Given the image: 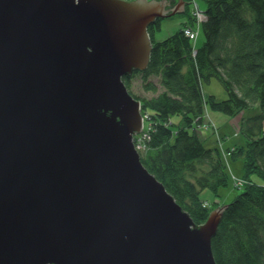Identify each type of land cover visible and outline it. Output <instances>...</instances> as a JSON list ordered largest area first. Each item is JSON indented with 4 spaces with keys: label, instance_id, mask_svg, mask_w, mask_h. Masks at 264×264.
Listing matches in <instances>:
<instances>
[{
    "label": "water",
    "instance_id": "water-1",
    "mask_svg": "<svg viewBox=\"0 0 264 264\" xmlns=\"http://www.w3.org/2000/svg\"><path fill=\"white\" fill-rule=\"evenodd\" d=\"M0 0V264H217L142 163L148 28L179 0Z\"/></svg>",
    "mask_w": 264,
    "mask_h": 264
},
{
    "label": "trees",
    "instance_id": "trees-1",
    "mask_svg": "<svg viewBox=\"0 0 264 264\" xmlns=\"http://www.w3.org/2000/svg\"><path fill=\"white\" fill-rule=\"evenodd\" d=\"M204 3L202 45L195 46L184 32L196 26L187 7L188 20L165 39H155L161 19L149 27L153 48L148 67L123 77L149 122L146 149L139 153L196 224L228 204L212 240L217 264H264V0ZM134 76L141 77L143 90L152 95L133 92ZM212 78L221 82L227 98L205 94L204 84ZM257 106L258 112L242 118L244 141L228 148L233 159H242L245 182L228 203L204 198L205 189L216 195L230 178L219 148L207 147L200 136L206 108L235 114Z\"/></svg>",
    "mask_w": 264,
    "mask_h": 264
},
{
    "label": "rangeland",
    "instance_id": "rangeland-1",
    "mask_svg": "<svg viewBox=\"0 0 264 264\" xmlns=\"http://www.w3.org/2000/svg\"><path fill=\"white\" fill-rule=\"evenodd\" d=\"M179 0L173 2V4L177 3ZM186 1L185 9L193 10V3H189V0ZM191 1V0H190ZM200 7L204 8V0H198ZM189 18V14L185 10V12L177 13L170 17H166L161 19V28L156 30L155 39L162 40L166 37L174 34L176 31L180 29L183 22L187 21ZM155 25V24H154ZM186 29H190L186 28ZM149 30V28H148ZM149 32V31H148ZM150 35V33H149ZM198 37L196 40H192L193 44L196 46L202 45L204 41V34L201 29L200 33L196 36ZM151 38V36H150ZM152 42V39H151ZM133 92L138 96H150L151 92H147L143 90L141 77L134 76L132 79ZM205 94H213L217 97L218 100H223L227 98V91L221 84V82L212 78L209 83L204 84ZM259 111V106L250 109H244L235 114H228L219 110H213L212 108H206L205 113V124L201 127L200 136L204 139V143L207 147H217L219 148L225 162L227 163V168L229 170L230 178L228 184L225 186H221L219 188V193L214 194L209 189H205L202 192V196L204 198H208L210 200L218 199L223 202H230V200L238 193V187L245 182L243 179L244 175V167L242 159H233L230 156L229 147H232L236 143H242L244 141V136L240 131V124L243 117H247L252 115L254 112ZM175 122L180 121V117H174ZM206 125L208 127L206 128ZM145 128H148L149 122L146 121L144 124ZM209 135H208V133ZM205 136V137H204ZM252 177L258 181H261V178L257 174H252Z\"/></svg>",
    "mask_w": 264,
    "mask_h": 264
},
{
    "label": "built area",
    "instance_id": "built-area-1",
    "mask_svg": "<svg viewBox=\"0 0 264 264\" xmlns=\"http://www.w3.org/2000/svg\"><path fill=\"white\" fill-rule=\"evenodd\" d=\"M191 2L193 3L194 7L192 10V16L195 18L196 20V26L195 27H190V29H185V34L190 37L192 40H196L197 39V35L200 32V25L202 24L203 20L205 19V13L204 11L200 8L197 0H191ZM144 117V116H143ZM145 120V117H144ZM145 122V121H144ZM208 127V125H206V128ZM149 139V134L147 131H145V127L144 130L140 133L137 134L135 136L134 139V143H135V147L138 151H143L146 149V143L147 140Z\"/></svg>",
    "mask_w": 264,
    "mask_h": 264
},
{
    "label": "crops",
    "instance_id": "crops-1",
    "mask_svg": "<svg viewBox=\"0 0 264 264\" xmlns=\"http://www.w3.org/2000/svg\"><path fill=\"white\" fill-rule=\"evenodd\" d=\"M201 132V131H200ZM202 133V132H201ZM208 133V132H207ZM208 135H209V133H208ZM205 137V136H204Z\"/></svg>",
    "mask_w": 264,
    "mask_h": 264
}]
</instances>
